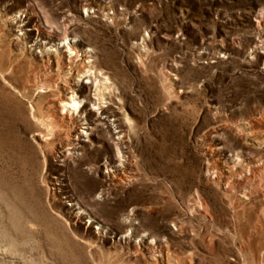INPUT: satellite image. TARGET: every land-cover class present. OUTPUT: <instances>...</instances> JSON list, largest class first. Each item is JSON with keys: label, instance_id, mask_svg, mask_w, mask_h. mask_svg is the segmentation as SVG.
I'll return each instance as SVG.
<instances>
[{"label": "rangeland", "instance_id": "1", "mask_svg": "<svg viewBox=\"0 0 264 264\" xmlns=\"http://www.w3.org/2000/svg\"><path fill=\"white\" fill-rule=\"evenodd\" d=\"M0 264H264V0H0Z\"/></svg>", "mask_w": 264, "mask_h": 264}, {"label": "bare ground", "instance_id": "2", "mask_svg": "<svg viewBox=\"0 0 264 264\" xmlns=\"http://www.w3.org/2000/svg\"><path fill=\"white\" fill-rule=\"evenodd\" d=\"M86 61H92V59L90 58V59H88V60H86ZM62 105H63V107H66V106H71V107H74V106H78V102L74 99V98H71L69 101H63L62 102Z\"/></svg>", "mask_w": 264, "mask_h": 264}]
</instances>
